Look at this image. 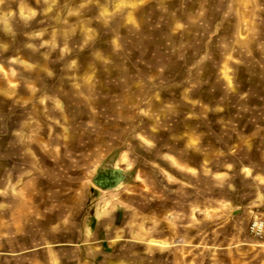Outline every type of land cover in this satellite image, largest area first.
Here are the masks:
<instances>
[{
	"label": "rangeland",
	"instance_id": "rangeland-1",
	"mask_svg": "<svg viewBox=\"0 0 264 264\" xmlns=\"http://www.w3.org/2000/svg\"><path fill=\"white\" fill-rule=\"evenodd\" d=\"M255 218L264 0H0V264H264Z\"/></svg>",
	"mask_w": 264,
	"mask_h": 264
},
{
	"label": "water",
	"instance_id": "water-1",
	"mask_svg": "<svg viewBox=\"0 0 264 264\" xmlns=\"http://www.w3.org/2000/svg\"><path fill=\"white\" fill-rule=\"evenodd\" d=\"M126 181L124 170L117 167L104 168L93 180V184L102 190L117 189Z\"/></svg>",
	"mask_w": 264,
	"mask_h": 264
},
{
	"label": "built area",
	"instance_id": "built-area-1",
	"mask_svg": "<svg viewBox=\"0 0 264 264\" xmlns=\"http://www.w3.org/2000/svg\"><path fill=\"white\" fill-rule=\"evenodd\" d=\"M249 231L253 237L264 240V220L255 218L250 224Z\"/></svg>",
	"mask_w": 264,
	"mask_h": 264
},
{
	"label": "bare ground",
	"instance_id": "bare-ground-1",
	"mask_svg": "<svg viewBox=\"0 0 264 264\" xmlns=\"http://www.w3.org/2000/svg\"><path fill=\"white\" fill-rule=\"evenodd\" d=\"M173 163H175L176 164V162L174 161V159H172V158H169ZM124 160L125 161H128L125 157H124ZM117 167V166H116ZM117 168H119V167H117ZM153 243H155V244H158L159 242H155V241H153ZM159 245L160 246H164V244H162V243H159Z\"/></svg>",
	"mask_w": 264,
	"mask_h": 264
},
{
	"label": "crops",
	"instance_id": "crops-1",
	"mask_svg": "<svg viewBox=\"0 0 264 264\" xmlns=\"http://www.w3.org/2000/svg\"><path fill=\"white\" fill-rule=\"evenodd\" d=\"M247 44H248V42H247Z\"/></svg>",
	"mask_w": 264,
	"mask_h": 264
}]
</instances>
